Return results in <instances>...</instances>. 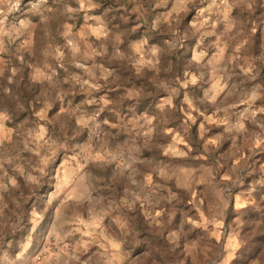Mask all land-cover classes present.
<instances>
[{"label": "rangeland", "instance_id": "obj_1", "mask_svg": "<svg viewBox=\"0 0 264 264\" xmlns=\"http://www.w3.org/2000/svg\"><path fill=\"white\" fill-rule=\"evenodd\" d=\"M0 264H264V0H0Z\"/></svg>", "mask_w": 264, "mask_h": 264}]
</instances>
